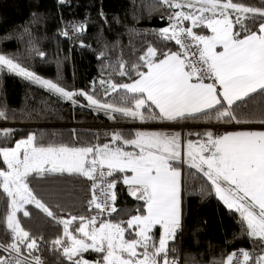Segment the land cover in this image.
Wrapping results in <instances>:
<instances>
[{
  "label": "snow or ice",
  "instance_id": "1",
  "mask_svg": "<svg viewBox=\"0 0 264 264\" xmlns=\"http://www.w3.org/2000/svg\"><path fill=\"white\" fill-rule=\"evenodd\" d=\"M57 2L63 5L67 0ZM159 3L168 15L167 26L154 30L157 41L149 43L130 64L122 59L118 62V75L131 78L134 72L136 78L130 83L99 81L105 96L116 93L112 102L99 99L95 87L91 93L66 90L22 66L15 54L0 49V72L6 69L73 104L75 97H84L86 107L102 111L111 121L158 122L170 129L115 131L110 143L81 146L46 143L32 133L14 146H3L15 129H0V158L6 166L0 168V190L7 198L0 252L8 253L0 254V264H47L37 254L45 246L57 264H198L195 258L182 260L175 243L184 227L188 180L197 174L202 181L200 194L215 197L230 212L238 213L241 235L253 244L252 251L240 248L209 264H264V7L242 0ZM260 3L264 5V0ZM38 23L34 13L30 24ZM69 27L71 34L66 30ZM85 30L86 23L69 24L59 35L72 39V34L79 36ZM25 36L30 51L46 58L35 47L29 25L20 38ZM12 39L0 35V42ZM173 41L176 50L168 46ZM80 46L90 47L83 41ZM256 98L261 102L259 108L251 104ZM9 112L0 107V121L13 118ZM213 121L261 127L189 131L186 136L175 130ZM185 164L195 170L187 177ZM66 177L91 182L86 210L95 215L69 213L65 218L62 206L48 204L31 186ZM120 183L138 202L135 214L116 206ZM27 205L62 225V233L49 241L26 230L18 213L31 217ZM121 213L128 219H112ZM257 243L259 253L255 254ZM91 253L95 257L89 259L86 254Z\"/></svg>",
  "mask_w": 264,
  "mask_h": 264
},
{
  "label": "trees",
  "instance_id": "2",
  "mask_svg": "<svg viewBox=\"0 0 264 264\" xmlns=\"http://www.w3.org/2000/svg\"><path fill=\"white\" fill-rule=\"evenodd\" d=\"M243 3L264 7L260 0H242ZM103 12V17L100 13ZM37 14L38 24H30L33 14ZM165 19H161V16ZM168 12L159 0H67L61 5L57 0H0V35H11V41L0 42V49L7 54H15L22 66L35 72L44 79L58 82L69 91L84 90L96 95L103 101L112 102L116 93L105 96L99 84L101 79H112L117 83H130L136 78L135 73L129 76L118 75L116 69L122 59L129 64L146 50L149 43L157 41L154 30L167 26ZM86 23V30L79 36L65 40L59 35L66 25ZM187 23V22H186ZM29 25L33 43L46 58H40L30 51L28 37L20 38L24 26ZM71 32V28H67ZM205 34H209L205 30ZM81 41L90 47H81ZM172 50L178 46L174 41L168 45ZM103 52L104 56L99 54ZM144 70V69H141ZM95 81V85H93ZM122 91V90H121ZM76 104L39 85L27 81L6 70L0 72V107L10 109L7 121H0V129L12 128L14 133L7 138L3 146H14L17 140L26 138L30 133L36 134L44 142L64 143L71 146L83 144L102 145L110 143L111 134L119 131L125 134L134 133L138 128L130 125L154 126L158 122L141 123L137 120H109L102 111L98 112L88 104L84 97H75ZM260 99L251 102L259 108ZM117 125L121 128L82 127L85 125ZM14 125V126H13ZM192 126H212L211 123H196ZM260 126V125H250ZM203 130V129H192ZM186 130L183 135L186 136ZM6 167L0 158V168ZM185 176L195 172L184 165ZM90 181L79 177H66L57 180L33 183L37 194L48 204H59L68 214L95 215L87 212V200ZM188 193L184 198V227L178 234L176 246L180 256L195 258L198 264H209L219 260L240 248L252 251L253 244L241 235L242 223L239 215L230 212L215 197L200 194L202 181L199 174L188 180ZM117 208L128 214H135L138 206L128 195L127 186L117 185ZM6 197L0 190V233L5 230L3 216L6 212ZM32 216L25 218L18 213L22 226L33 235H43L45 240H52L62 233V225H55L33 205H27ZM112 219H128V215L113 214ZM259 253V244L256 253ZM7 256L8 253L0 252ZM47 264H57L50 249L45 246L43 252L37 253ZM89 259L95 254H86ZM67 264V262H65Z\"/></svg>",
  "mask_w": 264,
  "mask_h": 264
},
{
  "label": "built area",
  "instance_id": "3",
  "mask_svg": "<svg viewBox=\"0 0 264 264\" xmlns=\"http://www.w3.org/2000/svg\"><path fill=\"white\" fill-rule=\"evenodd\" d=\"M71 34V32H70ZM76 36L75 34H72V37ZM111 126L113 127H117V125H98V126H92V125H85V126H82V127H87V128H97V129H103V128H111ZM233 126H242V125H212V126H192V125H189L188 127H183V128H179L178 129H181L183 132L185 131V129H211L212 131H223V130H226L227 128H231ZM245 126V125H244ZM182 259V258H181Z\"/></svg>",
  "mask_w": 264,
  "mask_h": 264
},
{
  "label": "crops",
  "instance_id": "4",
  "mask_svg": "<svg viewBox=\"0 0 264 264\" xmlns=\"http://www.w3.org/2000/svg\"><path fill=\"white\" fill-rule=\"evenodd\" d=\"M0 127H2V126H0ZM129 127L138 128V130H141V131H158V130H161V129L170 130L168 128H165V126H163V125H154V126H149V125L148 126H146V125L145 126H142V125H130ZM260 127L261 126H255V128H251V129H257V128H260ZM231 129H237V128L231 127ZM175 130L181 131V129H178V128H176ZM182 135H183V132H182ZM127 150H132V149L131 148H127Z\"/></svg>",
  "mask_w": 264,
  "mask_h": 264
},
{
  "label": "rangeland",
  "instance_id": "5",
  "mask_svg": "<svg viewBox=\"0 0 264 264\" xmlns=\"http://www.w3.org/2000/svg\"><path fill=\"white\" fill-rule=\"evenodd\" d=\"M6 70V69H5ZM7 71V70H6ZM20 77V76H19ZM21 78H23V77H21ZM44 79V78H43ZM35 84V83H34ZM37 85V84H36ZM40 86V85H39ZM42 87V86H41ZM46 89V88H45ZM98 125H100V124H93L92 126L94 127V126H98ZM14 126V125H13ZM247 126V125H246ZM248 126H250V125H248ZM93 127H91V128H93ZM104 129V128H103ZM251 129V128H250ZM260 128H257V129H254V130H259ZM100 130V129H99ZM102 130V129H101ZM186 130H188L187 132H189V131H192V132H205V131H207V130H211V129H203V130H192V129H185V131ZM227 131H232V130H238V129H231V128H227L226 129ZM182 131V130H181ZM184 131V132H185ZM183 132V131H182ZM181 132V133H182ZM189 139H192V140H196L197 139V137L196 136H191V137H188ZM187 165V164H186ZM238 214V213H237ZM239 215V214H238Z\"/></svg>",
  "mask_w": 264,
  "mask_h": 264
},
{
  "label": "water",
  "instance_id": "6",
  "mask_svg": "<svg viewBox=\"0 0 264 264\" xmlns=\"http://www.w3.org/2000/svg\"><path fill=\"white\" fill-rule=\"evenodd\" d=\"M64 39L65 40H67L65 37H64ZM121 127H125V126H117L116 128H121ZM129 127V126H128ZM234 128H237V129H250V128H255V126H244V125H242V126H233ZM111 128H115V127H113V126H111ZM133 201H135L132 197H130Z\"/></svg>",
  "mask_w": 264,
  "mask_h": 264
}]
</instances>
